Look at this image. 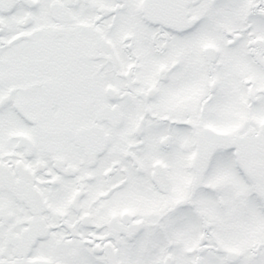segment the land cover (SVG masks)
<instances>
[{"label":"snow or ice","instance_id":"snow-or-ice-1","mask_svg":"<svg viewBox=\"0 0 264 264\" xmlns=\"http://www.w3.org/2000/svg\"><path fill=\"white\" fill-rule=\"evenodd\" d=\"M0 264H264V0H0Z\"/></svg>","mask_w":264,"mask_h":264}]
</instances>
